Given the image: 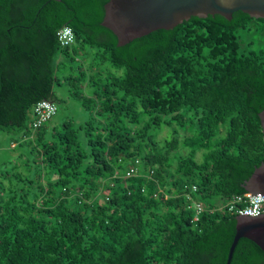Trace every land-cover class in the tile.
<instances>
[{"label": "trees", "instance_id": "1", "mask_svg": "<svg viewBox=\"0 0 264 264\" xmlns=\"http://www.w3.org/2000/svg\"><path fill=\"white\" fill-rule=\"evenodd\" d=\"M108 1L0 0V264H226L228 205L264 162V18L192 16L119 46ZM43 99L57 112L34 129ZM68 99L84 118H57ZM231 264L264 251L241 238Z\"/></svg>", "mask_w": 264, "mask_h": 264}, {"label": "water", "instance_id": "2", "mask_svg": "<svg viewBox=\"0 0 264 264\" xmlns=\"http://www.w3.org/2000/svg\"><path fill=\"white\" fill-rule=\"evenodd\" d=\"M243 11L252 17L264 18V0H109L105 4L102 25L111 29L123 46L158 29H172L192 16L220 14L232 19ZM264 133V110L259 113ZM245 189L248 194L264 195V162L255 168ZM236 232L226 264H231L241 238L254 241L264 251V213L259 217L238 214Z\"/></svg>", "mask_w": 264, "mask_h": 264}, {"label": "built area", "instance_id": "3", "mask_svg": "<svg viewBox=\"0 0 264 264\" xmlns=\"http://www.w3.org/2000/svg\"><path fill=\"white\" fill-rule=\"evenodd\" d=\"M59 40L62 45H72L75 41V33L70 26L63 27L58 33ZM36 113V119L33 122L34 129H38L42 126L48 119H50L57 112V104L54 101L49 99H43L37 103L34 109ZM134 168H131L127 171V176H130L134 173ZM193 189L196 190L197 187L194 185ZM262 196L261 194H246L245 196H238L230 205H228L229 211H235L236 214L242 213L243 209L246 207H251V200L256 196ZM189 197V196H188ZM245 202L244 205L236 206V203L241 204ZM195 207V216L194 220H198L200 214L204 211V205L200 202L194 204ZM264 213V204H261V214Z\"/></svg>", "mask_w": 264, "mask_h": 264}, {"label": "rangeland", "instance_id": "4", "mask_svg": "<svg viewBox=\"0 0 264 264\" xmlns=\"http://www.w3.org/2000/svg\"><path fill=\"white\" fill-rule=\"evenodd\" d=\"M63 90H65V89L59 90V95L62 98L66 97V93H67L66 91H63ZM66 116H68L71 119H75V120L79 121L82 118H84L85 115H84L82 106L78 102L68 99L67 102H65V103L64 102L59 103V111H58L57 118L60 120ZM168 135H169V131L167 129H163L161 134H159L158 138L162 139ZM7 143H8V141L5 137V139L2 140V142H1V145H2L1 148L5 147Z\"/></svg>", "mask_w": 264, "mask_h": 264}, {"label": "clouds", "instance_id": "5", "mask_svg": "<svg viewBox=\"0 0 264 264\" xmlns=\"http://www.w3.org/2000/svg\"><path fill=\"white\" fill-rule=\"evenodd\" d=\"M261 204H264V197L256 196L251 200V207L243 209L241 215L248 217H259L261 215Z\"/></svg>", "mask_w": 264, "mask_h": 264}]
</instances>
